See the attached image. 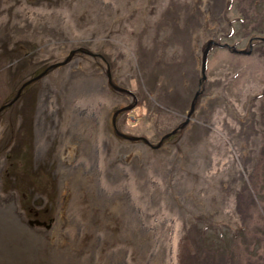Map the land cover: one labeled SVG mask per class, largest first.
<instances>
[{"label":"rangeland","instance_id":"374dc122","mask_svg":"<svg viewBox=\"0 0 264 264\" xmlns=\"http://www.w3.org/2000/svg\"><path fill=\"white\" fill-rule=\"evenodd\" d=\"M254 36L264 0H0V107L54 65L0 116V198L28 224L0 199V264H264V41L251 55L213 46L201 82L211 39L249 49ZM197 91L159 148L128 137L156 144ZM75 124L95 129L96 179L77 186L79 159L60 225L57 156Z\"/></svg>","mask_w":264,"mask_h":264},{"label":"bare ground","instance_id":"6f19581e","mask_svg":"<svg viewBox=\"0 0 264 264\" xmlns=\"http://www.w3.org/2000/svg\"><path fill=\"white\" fill-rule=\"evenodd\" d=\"M88 81H90V80H88ZM91 84L92 83L89 82L88 86L89 85L91 86ZM84 85H85V83L83 85L81 83L77 87H79V89H82V88H84ZM70 93H71V91H70ZM65 97H67V96H65ZM45 104H46V100H43L42 101V109L39 113V124H38L39 132L38 133H39V138H41V139H43L44 135H46V132H48L49 126L51 128H53V126L43 123L44 117L46 115ZM94 138H95V129L91 126V124H75L73 129L68 128L67 130L65 129L62 132L61 147L59 149L60 152L58 153V156H57L58 159L60 160V164H61L60 173L62 176V181H61L62 203H61L60 213H59V217H58V222L60 223V225H61V223L65 224V221H67V220H71V218L68 214V208L70 207L69 203H70V200L73 196V192H72V188L69 187V183L66 180V176L71 170H73L75 164L78 162L79 159H82V162H85V164L80 165L81 166L80 169L84 172L85 175L82 176V175L73 174L76 178L75 183L77 184V186L78 187H82V186L84 187V185H86L87 183H90V185L92 186V183L95 181L94 178L96 179V176L94 175V173L91 174V173H88L86 171L87 162L89 164H92L95 161L94 159H96V156H95V150L96 149H95L94 141H93ZM75 183H74V185H75ZM1 200L3 202L6 199H1ZM6 204H8V207L13 209L12 210L13 216H14V219H16V222L21 224V227L23 226L26 228V226L28 224L23 221L22 215L20 213H18L16 204L14 203V201L7 199ZM114 210L116 211V214H118V215L121 214L119 207H116ZM59 223H58V225H59ZM63 233L65 234L64 231H63ZM65 240H62L61 242L58 240H54V243H58L60 245L59 247L63 248L60 253L55 254V257L57 256L58 259H54V257H53L54 261H56L57 263L63 261V259L60 257H67V259L71 258L70 255L72 252L68 247V241H70V240L67 238H65ZM49 243L52 246V242H49ZM71 243H72V241H71ZM71 246L74 247V245H71ZM78 255H79V252H78ZM74 256H76V255H74ZM71 262H73L72 259H71Z\"/></svg>","mask_w":264,"mask_h":264},{"label":"water","instance_id":"95a60500","mask_svg":"<svg viewBox=\"0 0 264 264\" xmlns=\"http://www.w3.org/2000/svg\"><path fill=\"white\" fill-rule=\"evenodd\" d=\"M259 40V41H264V36H254L250 39V48L249 49H238L236 47V45H231L229 43H221V42H217L214 39H211L206 47V49L204 50L203 53V57H202V68H201V73H202V78H201V82L205 81L207 79V62H208V56H209V52L211 50V48L213 46H219L222 48H228L230 49L233 53L236 54H240V55H251L253 52V47L254 44L253 42ZM38 78H40V76L29 79L28 81H26L18 90L17 92L14 94L13 97H11L9 100H7L6 102H4L1 107H0V116L4 113V111L9 108L10 106H12L13 104H15L19 98L21 97L22 93L24 92V89L30 85L33 81L37 80ZM109 81L112 84L113 88L120 92V93H124V94H130L132 96H134V92L130 89L121 87L117 84H114L111 80V74L109 73ZM201 93V91H197L194 99L191 103V109L188 113V119L185 120L181 125L177 126L175 129L171 130L170 132L164 134L162 137L159 138V141L156 144H153L150 140H148V138L146 137H139V136H132L129 135L128 137L131 139H141L142 141H144L145 143L149 144L150 146L154 147V148H159L164 141L171 137L172 135L176 134L180 129L184 128L190 121V117L192 115V113L195 110V106L198 100V96ZM136 96V95H135ZM137 104V101L135 100L133 103L131 102L130 105L127 106H123L121 108H119L118 110H116V112L113 115V122H114V127L116 128V124H115V120L116 117L119 113L123 112V111H128L134 108V106ZM124 135V134H123Z\"/></svg>","mask_w":264,"mask_h":264},{"label":"flooded vegetation","instance_id":"af4514ba","mask_svg":"<svg viewBox=\"0 0 264 264\" xmlns=\"http://www.w3.org/2000/svg\"><path fill=\"white\" fill-rule=\"evenodd\" d=\"M76 51H82V52H84L85 54H87V55H92V56H96V57H102L104 60H105V58L100 54V53H96V52H90L88 49H86V48H84V47H80L79 49H74L73 50V53H75ZM30 54H31V52H30ZM27 55H29V54H27ZM69 59V58H68ZM78 61V60H77ZM54 67V65H49V66H47L46 68H44L43 70H41L39 73H38V75H36V77H38V76H40V78H38L37 80H35L34 82H32L31 84H33V83H35V82H37V81H40L41 80V78H42V80H43V78H44V76L46 75V74H49V76L51 75V73L54 71V70H52V71H49L50 69H52ZM110 73V72H109ZM48 76V77H49ZM108 76H109V74H108ZM33 78H35V77H33ZM50 78V77H49ZM32 79V78H31ZM48 81V80H47ZM46 82V81H45ZM109 82V81H108ZM31 84L30 85H28L27 87H29V86H31ZM174 135H172L171 137H173ZM126 137V136H125ZM170 138V137H169ZM169 138H167V139H169ZM166 139V140H167ZM165 140V141H166ZM164 141V142H165Z\"/></svg>","mask_w":264,"mask_h":264},{"label":"trees","instance_id":"16d2710c","mask_svg":"<svg viewBox=\"0 0 264 264\" xmlns=\"http://www.w3.org/2000/svg\"><path fill=\"white\" fill-rule=\"evenodd\" d=\"M264 113V112H263ZM261 123L264 126V121L261 119ZM264 149H261V153H263ZM262 201V200H261Z\"/></svg>","mask_w":264,"mask_h":264}]
</instances>
